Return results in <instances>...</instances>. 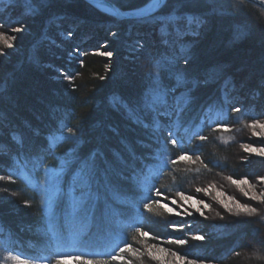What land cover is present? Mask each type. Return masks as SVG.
Listing matches in <instances>:
<instances>
[{
	"label": "trees",
	"instance_id": "obj_1",
	"mask_svg": "<svg viewBox=\"0 0 264 264\" xmlns=\"http://www.w3.org/2000/svg\"><path fill=\"white\" fill-rule=\"evenodd\" d=\"M110 1L128 10L150 0ZM60 13L122 37L148 34L139 58H120L116 42L110 59L85 52L69 81L49 77L45 63L64 51L44 44L43 36L53 35L46 21ZM189 16L203 21L191 26L195 35ZM262 21L264 10L246 0H166L137 19L85 0H0V26L26 30L11 46L0 41V264H11L5 255L56 264L48 223L66 231L75 208L80 246L88 250L77 264H160L147 246L173 247L174 239L187 240L173 249L190 258L260 264L243 261L251 253L241 247L243 236L264 232L256 221L264 205L255 215L219 211L198 219L205 239L196 240L191 226L174 228L175 216L156 203L193 195L218 176L237 178L244 125L264 118ZM244 71L253 77L247 80ZM184 154L191 159L180 160ZM47 168L61 169L51 216L32 184ZM7 197L10 204L2 201ZM76 198L81 202L74 207ZM126 245L135 255L120 252ZM119 255L123 261L113 259Z\"/></svg>",
	"mask_w": 264,
	"mask_h": 264
},
{
	"label": "rangeland",
	"instance_id": "obj_2",
	"mask_svg": "<svg viewBox=\"0 0 264 264\" xmlns=\"http://www.w3.org/2000/svg\"><path fill=\"white\" fill-rule=\"evenodd\" d=\"M7 2V0H4ZM149 2V1H148ZM147 2V3H148ZM146 3V4H147ZM145 5V4H144ZM142 5V6H144ZM141 7V6H140ZM139 8V7H137ZM136 9V8H133ZM108 12V11H106ZM63 13V12H62ZM62 13L57 16H51L47 19L46 27L49 30H52L53 35L44 34V38L47 39V42H43L51 46L52 48H58L64 51L54 53L55 61H50L45 63V67L49 70V77L56 79V80H63L69 81L72 76L70 72H72V65L76 63H80L81 59L85 52L95 53L101 57L111 58L115 55L114 51L112 50L113 45L117 42L118 45V53L120 54V58L124 60H134L137 57V52L143 50V40L147 37L148 34L143 32H138L137 30L134 31L130 37H122V33L120 31L115 30L114 28H103L97 26H91L90 24L86 25L81 23L78 18H74L69 15H64L62 17ZM110 13V12H109ZM113 14V13H112ZM115 15V14H114ZM173 17V16H171ZM169 17V19L171 18ZM172 20V19H171ZM187 20V19H186ZM174 21V20H172ZM20 28V26H0V41L5 42V44L11 46L13 39H15V35L20 32H26L24 28L23 31H15V29ZM102 29V30H101ZM102 31V32H101ZM138 32V33H137ZM121 34V35H120ZM102 36V37H101ZM101 37V38H100ZM127 41H124V40ZM69 41V46L66 47L61 45L60 41ZM67 43V44H68ZM122 47V48H121ZM51 48V49H52ZM49 50V49H48ZM54 51V50H53ZM102 52H111V57L106 55H100ZM51 53V52H50ZM53 54V53H51ZM249 69L253 68V63H248L246 65ZM242 76L246 73L249 74L246 76L247 80L251 79L252 71H244L239 72ZM119 78L124 77V73L119 74ZM253 77V76H252ZM256 124V127L253 128V124ZM264 123V118L260 121H252L248 122L244 125L243 134L240 136V143L237 145V163L238 171L237 178L228 177V176H218V180H212L209 183L205 184V186H201L199 188L192 189L193 195L188 194H180L176 198L167 197L164 200H160L156 203L159 208L168 215L175 216L176 224H184L183 227H190L193 228L192 238L196 235H203L201 232L203 231V226L200 225L198 219L204 218L206 219L208 214H215L219 211L225 212L226 214L230 215H249V214H256V212H252L251 208L258 209L259 207L262 208L264 205V201L252 199L253 195H261L264 194V183H261L257 177L264 176V157L259 156L258 154H249L245 149L247 147H264V135L257 136L255 133L260 132L264 133V129L259 127V124ZM230 129V127H223V130ZM242 158L247 160V163H242ZM165 161L159 162L164 163ZM61 169L55 168H47L45 170V175L42 179L36 180L32 182V184L38 189V191L43 195V200L47 209H49V213L51 216L52 213V201L54 196L57 193V184H58V177L60 174ZM23 176L28 178V175L25 173H21ZM247 178L249 184H251L254 188V191L249 189L248 185L238 186L237 184L233 183V180H241ZM0 180H2L0 178ZM207 189V191H203ZM71 190L73 193H71ZM69 195L73 200L74 198V191L71 188ZM200 190V191H198ZM247 191L248 195L245 196L244 192ZM1 194V193H0ZM183 196H193L197 200H202L209 205L207 209H203L204 215L201 216L200 214L196 213L194 209L191 207V202L187 204L184 203ZM78 197V196H77ZM231 198V200H229ZM13 198L7 197L2 201L4 203H11ZM221 200H224L226 203L229 204V209H226ZM175 201V203H173ZM81 202L79 198H76L73 206L76 207ZM237 202L240 204L249 205V210L242 211L236 207ZM17 203V202H15ZM13 204V203H12ZM168 204L170 207H173L176 211H182L180 207L183 205L188 209L189 212L192 213L191 216L188 215H175V213H169L162 205ZM13 206V205H12ZM72 206V207H73ZM75 209L70 212L68 217V224L66 231H58L52 223H48V230L50 231V239H52L50 243V249L56 257L66 258L64 264H77L76 259L73 257L80 256L81 254L88 253V250L80 246V234L82 233V228L78 225V220H75L76 214ZM50 219V218H49ZM51 220V219H50ZM260 224L264 225V217H260V220L257 219ZM257 225V224H256ZM182 227V228H183ZM258 228V227H257ZM263 229L258 228L256 233L243 236V243L244 245L241 248H244L246 252L248 251L251 253L250 255L244 256L243 261L248 260H255L260 264H264V232ZM148 236V235H147ZM175 246L167 247L161 242L152 243L147 246V252L149 254V249L151 248L154 255H150L152 257L159 256L160 264H177L176 257L173 255L174 253L178 254L184 261V264H216L212 261H202L195 258H190L189 256H185L177 251ZM164 249L163 252L160 249ZM132 253V252H130ZM11 264H21V259H18L14 256H7L5 255ZM157 259V258H156ZM120 261V260H119ZM127 261V260H126ZM24 262V261H23ZM24 264H47L43 261L38 262H24Z\"/></svg>",
	"mask_w": 264,
	"mask_h": 264
},
{
	"label": "snow or ice",
	"instance_id": "obj_3",
	"mask_svg": "<svg viewBox=\"0 0 264 264\" xmlns=\"http://www.w3.org/2000/svg\"><path fill=\"white\" fill-rule=\"evenodd\" d=\"M160 2H161V0H156V2L153 5V7L158 6ZM170 19H172L174 21H179L182 18L179 17V16H176V17H171ZM193 23H196V26H197V29H198L199 28V25L201 23H203V21L202 20H199L197 18L191 17V16H189L187 18L188 30L190 32H192L193 35H195L196 32L193 31L192 30V27H191L193 25ZM261 23L264 24V21H262ZM15 31H23V29L22 28H17V29H15ZM100 55H106V56L111 57L112 53L111 52H102V53H100ZM155 84H156L157 87L159 86V78L158 77L156 78ZM235 110L236 111H239V109H235ZM252 126H253V128H255L256 127V124L254 123ZM259 127L261 129H264V123L259 124ZM255 135L261 136V135H264V133L257 132V133H255ZM201 139L206 140L207 137H201ZM172 143H176V141L173 140ZM245 150L249 154H258L259 156L264 157V147L257 148V147H251L250 146V147H247ZM179 159L180 160H190L191 159V156H189L187 154H184V155H180L179 156ZM242 163H247V160L242 158ZM9 179H11V177H9ZM257 179L261 183H264V176H259V177H257ZM233 183L234 184H237L238 186L248 185L249 189H251V190L254 191L253 186L251 184H249V181H248L247 178H244V179H241V180H233ZM198 191H200V190H198ZM203 191H207V189H204ZM157 195H161V193L158 192ZM244 195L247 196L248 195V192L245 191L244 192ZM182 198H183L185 204H187L188 202H191V207L194 209V211L196 213L200 214L201 216L204 215L203 209H207L209 207V205L207 203H205L202 200H197L193 196H183ZM252 199L264 201V194H261V195H253ZM229 200H231V198H229ZM173 203H175V201H173ZM221 203L223 204V206L226 209H229V211L231 210L230 207H229V204L226 203L224 200H221ZM25 204L27 205V201H25ZM162 206L169 213H175V215H179V216H183V215L191 216L192 215V213L189 212L188 209L186 207H184L183 205L180 206L182 208V211H176L173 207H170L168 204H163ZM145 207H147V205H145ZM236 207L239 208L242 211L249 210V205L240 204L239 202H237ZM251 211L252 212H256V208H251ZM173 227L174 228H182L183 225H173ZM141 235L142 236H147L148 233L147 232H141ZM193 238L196 239V240H204L205 239V237L203 235H196ZM170 242L171 243H174V244H177V245H185L187 243V240H185V239H174V240H171ZM160 251L163 252L164 249L161 248ZM120 252L121 253H124V252H133V255H135V252L133 251L131 245H126L124 248H121L120 249ZM149 255H154L155 256V253L153 252V250L151 248L149 249ZM173 255L176 257L177 264H184L183 259L178 254L174 253ZM155 258L159 259V256H156ZM73 259L80 260V257H73ZM113 259L114 260L123 261L124 260V256L123 255L115 256V257H113ZM65 260H66V258H63L62 257V258H60V259H58L56 261V264H64V261ZM21 264H24V262L21 261ZM87 264H91V262L89 261V262H87ZM128 264H131V261H129ZM193 264H195V262H193Z\"/></svg>",
	"mask_w": 264,
	"mask_h": 264
},
{
	"label": "water",
	"instance_id": "obj_4",
	"mask_svg": "<svg viewBox=\"0 0 264 264\" xmlns=\"http://www.w3.org/2000/svg\"><path fill=\"white\" fill-rule=\"evenodd\" d=\"M85 1H87L90 4L98 7L101 10H102V8L100 7V5L105 4V5H107V7L110 8L108 10L110 13H113L120 18L137 19V18H143V17L150 16V15L154 14L157 10H159V8L164 4V2L166 0H161L159 5L156 7H153L156 0H150L144 6H141V7L136 8V9H128V10L119 8L114 2H112L110 0H85ZM246 1H249V2L259 6L260 8H262L264 10V0H246Z\"/></svg>",
	"mask_w": 264,
	"mask_h": 264
},
{
	"label": "bare ground",
	"instance_id": "obj_5",
	"mask_svg": "<svg viewBox=\"0 0 264 264\" xmlns=\"http://www.w3.org/2000/svg\"><path fill=\"white\" fill-rule=\"evenodd\" d=\"M100 7L102 8V10H104V11H108L110 8L109 7H107V5H105V4H102V5H100ZM109 12V11H108Z\"/></svg>",
	"mask_w": 264,
	"mask_h": 264
}]
</instances>
